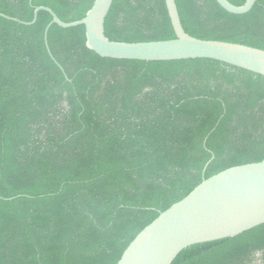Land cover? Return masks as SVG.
<instances>
[{
	"label": "trees",
	"instance_id": "16d2710c",
	"mask_svg": "<svg viewBox=\"0 0 264 264\" xmlns=\"http://www.w3.org/2000/svg\"><path fill=\"white\" fill-rule=\"evenodd\" d=\"M174 1L188 36L264 51V0L242 16L215 0ZM93 2L0 0V15L30 23L44 7L74 23ZM51 20L0 18V264H117L203 181L264 161V78L209 60L102 59L83 27L51 26L50 56ZM104 34L175 39L164 0H114ZM256 258L264 264V225L191 246L172 264Z\"/></svg>",
	"mask_w": 264,
	"mask_h": 264
},
{
	"label": "water",
	"instance_id": "95a60500",
	"mask_svg": "<svg viewBox=\"0 0 264 264\" xmlns=\"http://www.w3.org/2000/svg\"><path fill=\"white\" fill-rule=\"evenodd\" d=\"M113 1L94 0L85 17L74 23L61 22L44 7L34 10L30 23L2 15L0 18L31 27L36 23L39 12L49 14L52 20L43 35L49 55L47 34L51 26L61 29L83 27L86 48L102 59L146 63L209 60L264 78V51L188 36L182 28L174 0H164L174 40L150 43L109 41L104 34V22ZM215 1L234 16L248 14L256 3V0H245L243 6L235 7L227 0ZM262 225L264 161L234 167L203 181L141 231L117 264H172L182 251L191 246L231 239Z\"/></svg>",
	"mask_w": 264,
	"mask_h": 264
},
{
	"label": "rangeland",
	"instance_id": "374dc122",
	"mask_svg": "<svg viewBox=\"0 0 264 264\" xmlns=\"http://www.w3.org/2000/svg\"><path fill=\"white\" fill-rule=\"evenodd\" d=\"M258 258H256V261L254 262V264H260L259 261H257Z\"/></svg>",
	"mask_w": 264,
	"mask_h": 264
}]
</instances>
